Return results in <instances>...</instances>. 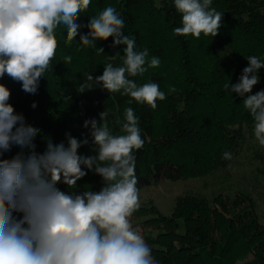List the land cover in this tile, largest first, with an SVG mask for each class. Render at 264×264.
Segmentation results:
<instances>
[{
  "label": "trees",
  "instance_id": "obj_1",
  "mask_svg": "<svg viewBox=\"0 0 264 264\" xmlns=\"http://www.w3.org/2000/svg\"><path fill=\"white\" fill-rule=\"evenodd\" d=\"M108 6L115 7L125 20L123 34L135 37L137 50L147 49L149 59L154 55L161 61L159 67L146 64V72L129 77L138 85L159 84L166 99L158 100L154 110L135 101L129 105L130 97L110 94L98 84L79 90L86 84L87 74L96 77L103 73L104 65L122 63L125 46L113 47L112 37L96 41V47L80 43L90 18ZM212 7L223 14L218 35L201 34L196 39L174 34L173 29L182 23L173 0H91L76 21L81 27L75 40L66 44V31L55 30L59 45L56 57L41 77L36 94L25 93L21 83L7 75L0 78L11 92L8 103L24 116L26 124L40 130L34 140L36 151L42 153L49 139L67 145L66 134H70L89 141L82 144L79 154L95 155L91 128H85L84 121L99 122V113L107 109L110 128L119 135L125 122L124 109L132 107L145 141L134 153L139 191L164 179L187 177H197L205 189L219 186L228 182L233 170L243 174L245 166L255 162V171L263 172L264 147L255 140L254 121L243 106L244 98L223 86L239 81L248 66L246 57L254 55L264 61V0H212ZM67 55L72 60L64 64ZM258 75L260 82L252 94L264 90V68ZM172 87L175 92L170 91ZM21 151L13 146L4 158ZM224 152H230L232 159H224ZM85 171L87 175L75 189L63 183L57 187L76 194L99 192L105 186L102 177ZM250 189L248 185L240 188L241 207L222 195L210 199L196 193L180 197L171 215L155 205L139 207L134 215L150 210L152 214L143 223L160 228L151 241L152 255L159 264H264V217ZM248 253L253 258L242 261Z\"/></svg>",
  "mask_w": 264,
  "mask_h": 264
},
{
  "label": "clouds",
  "instance_id": "obj_2",
  "mask_svg": "<svg viewBox=\"0 0 264 264\" xmlns=\"http://www.w3.org/2000/svg\"><path fill=\"white\" fill-rule=\"evenodd\" d=\"M91 0H0V78L5 75L21 83L22 90L36 94L41 77L52 66L58 40L55 30L66 31V44L79 35L76 21ZM181 14L178 36L199 39L218 35L223 14L212 7V0H173ZM125 20L113 6L90 18L88 32L80 35L84 46L96 47V41L113 38V47L124 45L122 63L104 65L103 73L86 76L83 92L94 84L111 93H120L133 101L157 108L166 99L158 83L138 85L133 79L150 68L160 66V59H149L147 49L138 51L134 36L124 35ZM101 53L103 49H98ZM248 66L239 81L224 84L225 91L244 98L243 106L254 121V137L264 147V90L252 94L260 82L258 72L264 61L246 57ZM71 55L63 58L70 63ZM175 92L174 87L170 88ZM10 90L0 83V264H159L152 249L130 218L140 207L135 152L144 146L139 118L132 107L124 109L121 133L113 134L109 110L90 125L95 155H81L78 150L89 143L66 134L64 142L47 140L45 150L36 151L39 129L25 123L15 111ZM32 107H36L35 103ZM119 123V119L117 118ZM13 146L22 151L4 158ZM27 151V155H25ZM223 158L232 159L230 152ZM88 171L102 177L105 186L99 192H65L57 185L75 189Z\"/></svg>",
  "mask_w": 264,
  "mask_h": 264
},
{
  "label": "rangeland",
  "instance_id": "obj_3",
  "mask_svg": "<svg viewBox=\"0 0 264 264\" xmlns=\"http://www.w3.org/2000/svg\"><path fill=\"white\" fill-rule=\"evenodd\" d=\"M257 164L258 163L255 162L252 166H245L243 174L248 175L247 180L243 178L242 172L235 169L231 173L228 182L219 186H209L206 189L202 188L201 181L197 177H187L176 180L164 179L151 185L143 186L139 191L140 207L149 208L155 205L162 213L171 215L174 213L177 201L180 197L196 193L205 197L207 196L210 199L215 195H222L224 198H227L228 202L233 200V202H236V204L241 207V205H243V203H241L243 196L239 194V190L243 188L244 185H248V187H251L250 190L254 193L253 196L258 200V212L264 217V204L262 203L264 195V164L262 163V167H260L263 172H256L255 166H257ZM151 214L149 210L145 214H133L130 218L133 227L139 231L150 247L151 241L154 236L157 235L158 230H160V228L152 224L143 223V220ZM250 258H253L251 253L245 254L242 261Z\"/></svg>",
  "mask_w": 264,
  "mask_h": 264
}]
</instances>
